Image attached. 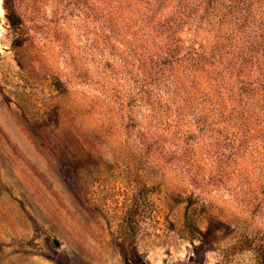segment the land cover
I'll list each match as a JSON object with an SVG mask.
<instances>
[{
  "label": "rangeland",
  "instance_id": "rangeland-1",
  "mask_svg": "<svg viewBox=\"0 0 264 264\" xmlns=\"http://www.w3.org/2000/svg\"><path fill=\"white\" fill-rule=\"evenodd\" d=\"M0 264H264V0H0Z\"/></svg>",
  "mask_w": 264,
  "mask_h": 264
}]
</instances>
